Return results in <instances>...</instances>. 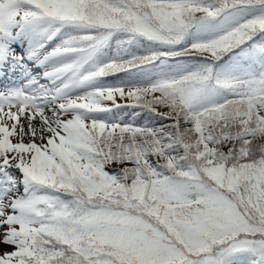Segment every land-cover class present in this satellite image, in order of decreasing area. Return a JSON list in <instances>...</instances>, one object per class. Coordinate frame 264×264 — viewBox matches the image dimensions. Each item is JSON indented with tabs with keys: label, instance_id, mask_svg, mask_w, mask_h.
<instances>
[{
	"label": "snow or ice",
	"instance_id": "1",
	"mask_svg": "<svg viewBox=\"0 0 264 264\" xmlns=\"http://www.w3.org/2000/svg\"><path fill=\"white\" fill-rule=\"evenodd\" d=\"M0 264H264V0H0Z\"/></svg>",
	"mask_w": 264,
	"mask_h": 264
}]
</instances>
